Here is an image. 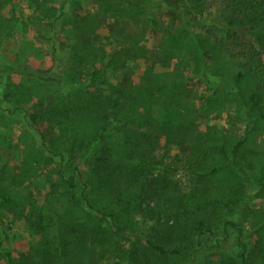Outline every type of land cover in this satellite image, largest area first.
Here are the masks:
<instances>
[{
    "label": "rangeland",
    "instance_id": "1",
    "mask_svg": "<svg viewBox=\"0 0 264 264\" xmlns=\"http://www.w3.org/2000/svg\"><path fill=\"white\" fill-rule=\"evenodd\" d=\"M63 5L69 10L60 18L59 40L68 83L77 81L78 89L57 91L10 75L0 93L29 112L68 96L72 115L57 118L47 132L51 148L69 159L63 167L50 161L24 122L0 110V248L39 264H114L134 247H147V237L182 246L158 221L164 197L146 196L147 183L161 173L160 163L170 166L183 198L192 194L197 167L221 165L214 197L223 206L216 215L242 229L247 264H264V89L221 45L228 31L223 4L203 0L204 10L180 16L161 0H0V61L51 70L44 31L47 16L59 15ZM236 31L259 46L255 33ZM261 32L264 37V26ZM106 59L115 65V76L105 83L91 80V69ZM105 121L108 130L121 125L123 135L108 132L92 143L89 137ZM101 155L140 171L116 179L112 188L96 167ZM75 167L82 178L70 188L64 177L75 175ZM44 207L49 213L41 220ZM222 227L216 224L197 257L172 264H241L237 232ZM0 264H6L1 256Z\"/></svg>",
    "mask_w": 264,
    "mask_h": 264
},
{
    "label": "trees",
    "instance_id": "2",
    "mask_svg": "<svg viewBox=\"0 0 264 264\" xmlns=\"http://www.w3.org/2000/svg\"><path fill=\"white\" fill-rule=\"evenodd\" d=\"M223 4L222 15L224 21L228 26L226 36L221 41V45L226 54L242 65L244 72H252L264 89V37L259 35L262 33V26H264V0H219ZM161 3L169 5L171 10L183 16L186 12L191 14L194 11L204 10L203 0H161ZM189 3L191 4L190 6ZM68 4V3H67ZM68 5H63L60 9L59 15L47 16L49 20L48 28L44 31V37L50 43V55L52 57L53 66L48 72H40L33 69L31 66L24 64L18 65L7 61H0V87H2L5 79L10 75H20L30 79L38 80L41 84L47 86H55L57 91L66 88L67 92H73L77 81L69 84V77L67 72L66 56L63 51L62 43L59 40L61 31L60 18L68 16ZM71 9V8H70ZM236 29H247L251 33L256 34V40L259 44L257 46L254 42L248 41L241 37ZM82 60V55H79ZM115 65L109 60H104V65L101 68L93 67L90 71L89 78L100 82H107L110 77L115 76ZM240 76H243L241 73ZM78 80V79H76ZM80 81V80H78ZM82 84V89L86 86ZM58 102H51L52 104L45 105L41 103L37 110L29 112L27 109L12 105L8 102V97L4 93H0V110L6 112L10 116H16L24 122L26 129L33 135L38 146L44 155L52 162L60 163L63 167L67 164L69 155L63 152H58L51 148L48 140L47 130L57 118L69 117L72 114L73 103H71L68 96ZM254 100V98H253ZM67 102V103H66ZM58 105H64V108ZM46 108V109H45ZM126 115V114H124ZM165 120L167 118L165 117ZM82 128L86 126L82 124ZM110 130V129H109ZM106 121L97 129L92 137H89L92 143H99L106 133H114L121 137L122 127L118 125L109 131ZM242 142L238 143L234 148L233 155H236L242 146ZM221 151H223L221 149ZM106 155V154H105ZM97 156L96 167L104 171L106 174V181L112 188L116 179H125L128 175H136L140 169L133 167L129 169L123 163L120 165L114 164L109 156ZM136 164L145 167L151 166L152 163H145L143 161H136ZM161 168V173L148 181L149 189L145 191L146 196H153L159 194L164 197L165 210L155 215L158 221L166 224L164 230L169 239H174L183 243L182 246L175 244L169 245L162 240L153 237H147V247H134L127 253V257L121 258L114 264H172L174 260H189L191 257L195 258L203 252L208 242H211V237L214 234L216 224L222 225L223 230L229 234L231 229L237 233L234 235L237 241V255L241 264H247V245L243 241V231L235 223L222 221L221 217L216 215V209L223 206L222 202L214 197V178L223 170V166H214L206 171L202 165L196 168L194 177L196 183L192 189L191 196L178 197L177 187L174 181L170 179V174L173 172L172 167L158 165ZM131 171V172H130ZM75 175L72 177H64V181L70 188L75 187L76 180L82 178V171L79 167L74 169ZM63 178V177H62ZM84 199L88 201L87 197ZM4 202L12 201L8 197L1 199ZM236 205L235 203H232ZM226 205V204H225ZM230 205V202L226 206ZM49 211L44 207V211L40 213L39 218L43 220ZM98 213L106 214L103 211ZM152 213H155L152 211ZM113 225L118 231H123L120 227L119 220L111 215ZM81 222L76 223V228ZM112 239L109 244L116 246V241L112 244ZM186 245V247H185ZM119 247V246H117ZM0 256L5 260L6 264H39L32 257L22 256L16 259L9 252L0 248Z\"/></svg>",
    "mask_w": 264,
    "mask_h": 264
}]
</instances>
